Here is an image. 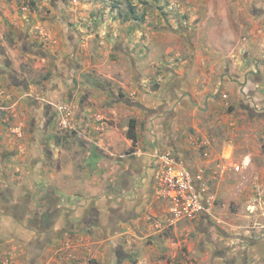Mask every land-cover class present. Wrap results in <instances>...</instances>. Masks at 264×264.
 Returning a JSON list of instances; mask_svg holds the SVG:
<instances>
[{
    "label": "rangeland",
    "instance_id": "374dc122",
    "mask_svg": "<svg viewBox=\"0 0 264 264\" xmlns=\"http://www.w3.org/2000/svg\"><path fill=\"white\" fill-rule=\"evenodd\" d=\"M131 120L118 152L149 124L177 135L185 151H162L191 165L211 216L164 204L113 238L125 210L93 188L125 168L107 150ZM0 195V264H264V0H0Z\"/></svg>",
    "mask_w": 264,
    "mask_h": 264
},
{
    "label": "crops",
    "instance_id": "0c3cea01",
    "mask_svg": "<svg viewBox=\"0 0 264 264\" xmlns=\"http://www.w3.org/2000/svg\"><path fill=\"white\" fill-rule=\"evenodd\" d=\"M96 107H98V105H93V108ZM148 126L149 129L147 125L145 129L146 138L142 140L139 139L140 144H137L135 152L129 153L128 155L121 154L118 151H121L122 148H133V142L125 138L122 134H119V140L117 141L113 139L114 137L111 138L112 144L114 146L111 147V149H113L115 153L118 152L119 155H116L117 153L115 154L113 152H110V149H108L107 151H109L110 155L115 157V159L117 158V163L118 161H120L121 165H124L125 168L122 169L123 171L119 174L120 176L114 177L115 182L113 184V188L111 187V189L106 190L101 179H99L100 181L95 182L96 185L98 184L95 190L93 188L94 193L105 191L107 193L110 192L109 195L103 193L101 196V201L107 200L106 202L110 204L109 206L111 212L113 209L125 210L124 215L123 213H121L120 215L118 214L115 216V219L110 222V228H113L115 230V236L113 238L116 240H119L120 238L125 236H130V234L137 236L143 234L144 232L141 228L143 227V229H145L144 224L147 223L146 220L158 216L165 206L163 203L156 200L154 196V174L156 168L155 155H157L159 151H162V146L171 147V150L174 149V151L175 149H177V151H179L180 153L185 151L184 142L183 140L177 138V135H171V138H168L165 136V134H163L164 132H162L161 129L158 134L156 133V130H159V127H157L156 130H153L152 124H149ZM114 129L116 130L111 131V133H113L114 135H118V128ZM95 144V146L101 148L105 147V142L102 139H100L99 142H95ZM185 166L190 171H192L193 168H191V165ZM114 169L116 171V165L114 166ZM96 173L97 172H95V174ZM111 174H113V171H111ZM117 184H119L117 189L121 188L123 190V193L129 194V196H131L128 198L124 197L125 202L120 201L119 196L113 195L114 191L116 190ZM119 201L120 204L118 205ZM93 202L94 201H90V204H92ZM95 202L97 203L98 201ZM90 204L87 205V207L90 206ZM148 214L149 216L147 218L146 215ZM122 224L125 226L128 225V228L125 229V226L120 227ZM103 231L105 232L106 230L103 229ZM142 263L143 262L140 261V263L138 264ZM144 263L150 264L148 259H146ZM124 264H129V262H125Z\"/></svg>",
    "mask_w": 264,
    "mask_h": 264
},
{
    "label": "built area",
    "instance_id": "2783aa9c",
    "mask_svg": "<svg viewBox=\"0 0 264 264\" xmlns=\"http://www.w3.org/2000/svg\"><path fill=\"white\" fill-rule=\"evenodd\" d=\"M63 128L71 126L67 105H56ZM155 168V191L159 202L166 205L176 222L193 221L201 216H211V205L197 188L191 171L170 151H159ZM236 170H240L236 166Z\"/></svg>",
    "mask_w": 264,
    "mask_h": 264
},
{
    "label": "flooded vegetation",
    "instance_id": "af4514ba",
    "mask_svg": "<svg viewBox=\"0 0 264 264\" xmlns=\"http://www.w3.org/2000/svg\"><path fill=\"white\" fill-rule=\"evenodd\" d=\"M8 198H9V196L5 199L4 198V200H2L1 199V195H0V199L2 200V202H1V207H3V209H5L6 211H9L10 212V208H11V205H9L8 207H7V203H9V201L10 200H8ZM13 209L14 210H16L17 209V204H15V205H13ZM40 221H41V226H44V224L46 223V225H48V224H50L51 222L53 223V215H51V214H48V217L45 219L44 218V215L41 217V219H40ZM47 227V226H46ZM8 233V232H7ZM7 233H5V231H3V233L2 234H7Z\"/></svg>",
    "mask_w": 264,
    "mask_h": 264
},
{
    "label": "trees",
    "instance_id": "16d2710c",
    "mask_svg": "<svg viewBox=\"0 0 264 264\" xmlns=\"http://www.w3.org/2000/svg\"><path fill=\"white\" fill-rule=\"evenodd\" d=\"M127 138L133 142L135 145L137 142V125L135 120H131L130 125L127 131ZM48 215H45L44 218L46 219Z\"/></svg>",
    "mask_w": 264,
    "mask_h": 264
}]
</instances>
